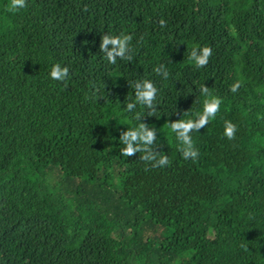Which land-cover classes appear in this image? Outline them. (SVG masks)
Instances as JSON below:
<instances>
[{
	"label": "trees",
	"instance_id": "trees-1",
	"mask_svg": "<svg viewBox=\"0 0 264 264\" xmlns=\"http://www.w3.org/2000/svg\"><path fill=\"white\" fill-rule=\"evenodd\" d=\"M8 3L0 264H264V0ZM121 33L131 58L109 64L99 37ZM193 46L211 49L199 68ZM52 64L68 68L63 80ZM161 64L166 79L152 71ZM140 79L157 89L152 108L127 111ZM202 85L220 103L184 159L170 123L200 111ZM138 122L166 165L120 154L119 133Z\"/></svg>",
	"mask_w": 264,
	"mask_h": 264
},
{
	"label": "clouds",
	"instance_id": "clouds-1",
	"mask_svg": "<svg viewBox=\"0 0 264 264\" xmlns=\"http://www.w3.org/2000/svg\"><path fill=\"white\" fill-rule=\"evenodd\" d=\"M24 4L25 0H9L7 8L8 10L16 11L22 9ZM160 23L163 24L164 22L160 21ZM129 40L130 36L123 33L119 35L102 34L99 37V52L102 53V56L109 64L115 63L117 58L130 59L131 48L128 43ZM210 54L211 49L206 46L199 48L193 46L188 52V60L199 68L207 63ZM152 71L164 79L168 77V70L163 64L154 67ZM67 74L68 68L59 64H52L48 71L49 77L54 80H63ZM132 86L134 89V102L130 101L124 104V109L132 111L137 105H143L151 109L152 101L157 91L152 81L140 79L135 81ZM238 86L239 82L237 81L230 86V90L235 91ZM200 93L203 96L200 111L192 113L191 116L186 113V118H179L170 123V129L178 142V150L184 159H195L197 157V150L193 146L190 132L206 125L215 116L220 103L217 97L209 95L208 88L203 85L200 88ZM135 118L137 119L138 116ZM235 130V124L230 121L224 122L223 134L225 137L231 139ZM154 140V130L144 123L138 122L135 126L128 127L119 133L118 141L122 145V147H119V152L125 157L131 156L136 152H142L140 159L154 161L153 166L166 165L168 162L166 156H160L159 159H155L156 152L152 148Z\"/></svg>",
	"mask_w": 264,
	"mask_h": 264
},
{
	"label": "rangeland",
	"instance_id": "rangeland-1",
	"mask_svg": "<svg viewBox=\"0 0 264 264\" xmlns=\"http://www.w3.org/2000/svg\"><path fill=\"white\" fill-rule=\"evenodd\" d=\"M168 234H169V233L166 232V236H168ZM167 238H170V237H167ZM165 242H166V245L170 246V244H171L170 239H166Z\"/></svg>",
	"mask_w": 264,
	"mask_h": 264
}]
</instances>
